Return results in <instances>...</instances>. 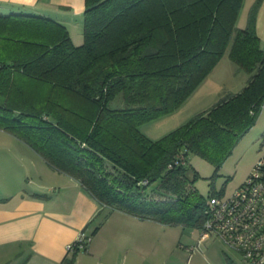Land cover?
Returning <instances> with one entry per match:
<instances>
[{
  "label": "trees",
  "instance_id": "1",
  "mask_svg": "<svg viewBox=\"0 0 264 264\" xmlns=\"http://www.w3.org/2000/svg\"><path fill=\"white\" fill-rule=\"evenodd\" d=\"M243 4L86 0L79 46L54 20L0 15V129L78 180L104 220L120 211L201 229L208 199L220 194L198 192L197 173L195 179L188 174L189 155L219 172L264 106V48L257 31L263 0H256L241 28ZM228 50L249 74L247 84L163 138H148L142 124L183 105ZM62 95L88 105L89 113L69 111L59 103ZM155 181L160 184L151 195ZM77 253L64 263L75 264Z\"/></svg>",
  "mask_w": 264,
  "mask_h": 264
},
{
  "label": "crops",
  "instance_id": "2",
  "mask_svg": "<svg viewBox=\"0 0 264 264\" xmlns=\"http://www.w3.org/2000/svg\"><path fill=\"white\" fill-rule=\"evenodd\" d=\"M85 10L86 0H0V15H39L54 20L67 27L77 46L84 42ZM257 31L264 48V0ZM263 116L262 109L257 124ZM1 132L12 137L14 150L6 159L16 161L11 162L10 172L17 189L0 198V264H65L70 258L67 247L80 232L90 236L91 242L88 251L76 255L75 264H136L137 257L152 259L155 242L176 248L179 227L120 211L104 220L101 207L78 180L51 168L12 134ZM29 175L33 180L29 181ZM25 179L35 183L32 192L26 190Z\"/></svg>",
  "mask_w": 264,
  "mask_h": 264
},
{
  "label": "rangeland",
  "instance_id": "3",
  "mask_svg": "<svg viewBox=\"0 0 264 264\" xmlns=\"http://www.w3.org/2000/svg\"><path fill=\"white\" fill-rule=\"evenodd\" d=\"M255 2L256 0H244L238 21L239 27L244 28L247 26L249 13ZM248 79L249 74L240 69L231 60L228 50L212 73L205 78L183 105L165 116L142 124L141 131L148 138L159 140L186 124L198 113L214 106L229 92H237L242 89L247 84ZM31 90L36 95H39L38 87L32 86ZM40 93L45 94L46 92L42 90ZM60 98L62 99L60 100ZM59 103L68 108L69 111L79 114L89 113L88 105L78 103L72 97L68 98V96L62 95L59 97ZM11 138L10 135L0 130V172L3 170L0 173V198L4 197L5 193H12L17 189L15 179L10 172V170H13L11 162L16 161L6 159L9 158L8 155L11 150H14L10 141ZM263 154L264 116L261 122L256 124L241 139L233 154L227 159L219 172H216L215 166L204 158L190 154L188 157V174L191 179H195V173H197L195 187L204 197H209L211 192H217L222 197H229L245 182L254 165ZM30 180L33 179L29 175ZM29 181L25 179L24 186L28 192H32L35 183L29 184ZM41 184L44 185L45 183ZM159 184L160 181L153 182L148 187V193L152 195L158 189ZM174 227H179L177 228L179 241L176 248L178 247L185 251V254L179 250L176 251L174 245L167 247L155 242V253L152 259L145 261L143 258L137 257L135 259L136 264H244L241 254L227 245L220 237L211 236L208 239L200 240L201 231L199 229L192 230L183 229L181 226ZM180 241L181 243H179ZM187 241L190 243H187ZM184 244H189L190 246H185ZM79 252L86 251L81 250ZM73 255L74 252H71L70 257Z\"/></svg>",
  "mask_w": 264,
  "mask_h": 264
},
{
  "label": "built area",
  "instance_id": "4",
  "mask_svg": "<svg viewBox=\"0 0 264 264\" xmlns=\"http://www.w3.org/2000/svg\"><path fill=\"white\" fill-rule=\"evenodd\" d=\"M206 215L200 240L220 237L241 254L244 264H264V154L232 195L208 199ZM90 242L91 237L80 232L67 251H88Z\"/></svg>",
  "mask_w": 264,
  "mask_h": 264
}]
</instances>
